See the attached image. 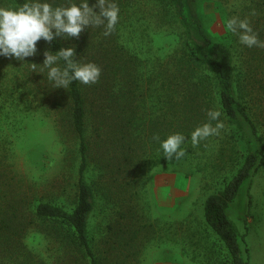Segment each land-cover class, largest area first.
<instances>
[{"label": "trees", "instance_id": "obj_1", "mask_svg": "<svg viewBox=\"0 0 264 264\" xmlns=\"http://www.w3.org/2000/svg\"><path fill=\"white\" fill-rule=\"evenodd\" d=\"M0 1L8 7H16L23 2ZM189 1L117 0L119 20L109 34L105 35L103 26L89 27L78 37L66 40L58 36L51 42L43 39L37 42V53L30 56L25 69H32L30 63L38 64L34 72L39 71L40 84H47L50 89L47 92L51 97L50 109L68 118L66 128L75 136L80 158L76 204L68 210L40 198L30 201L29 196L20 197L8 188L12 187L14 179L6 183L1 180L6 175L1 170L2 250L13 248L28 253L23 243L25 232L40 222L50 225L52 236L68 249L67 253L76 264H137V258L153 240L154 225L126 223L141 221V216L135 207H121L120 210V200L116 204L117 217L108 227L105 245L103 240L101 246H96L91 237L90 220L97 211L102 190L96 181L88 180L91 168L94 167L93 171L115 189L114 195L120 194L122 189H128V192L143 178L148 167L163 162L161 140L179 132L184 134L187 142L195 128L205 123L215 126L216 121L209 120L208 112L218 110L223 129L237 127L244 131L247 128L257 137L260 149L248 154L225 187L207 198L205 221L229 253L231 264H251L249 249L241 245L240 234L228 211L242 184L261 170L264 139L258 135L248 105L238 95L235 55L231 47L214 40L198 20L185 15ZM50 2L55 7L66 3V0ZM74 2L79 3V0ZM95 2L89 0V5ZM138 10L147 11L157 24H179L182 30L180 46L166 58H157L154 62L143 59L122 41L125 22ZM260 12L263 15L260 20L254 15L249 21L259 38L264 40V2H260ZM70 46L76 49V59L100 66L101 76L97 83L85 85L74 81L64 89L53 88L47 81V69L39 66L43 63L44 51L56 52L61 47ZM253 47L260 54L262 63L264 48ZM7 62L2 58L0 68ZM25 69L19 66L17 74L24 75ZM5 84L0 83V95L2 92L8 94L7 86L1 88ZM26 88L27 85L21 83L15 84L13 90L19 94ZM260 88L264 90V84ZM5 100L7 97L2 95L0 110ZM260 118L264 119V97L260 102ZM155 136L159 140L154 139Z\"/></svg>", "mask_w": 264, "mask_h": 264}, {"label": "rangeland", "instance_id": "obj_2", "mask_svg": "<svg viewBox=\"0 0 264 264\" xmlns=\"http://www.w3.org/2000/svg\"><path fill=\"white\" fill-rule=\"evenodd\" d=\"M260 2L264 0H190L185 15L198 20L214 40L231 47L238 95L248 105L258 135L264 139V119L260 118L264 61L260 63L254 47L241 45L238 36L226 29L227 19H253V10L260 20ZM0 7L8 6L0 1ZM181 34L179 24H157L147 11L138 10L125 22L122 41L143 59L154 62L180 46ZM2 58L8 62L1 65L5 75L0 73V83H6L1 88L7 86L8 94L1 93L7 97L0 110V171L6 174L1 180L14 179L8 188L20 197L29 196L30 201L40 198L71 210L76 204L80 158L75 136L66 128L68 118L50 109V89L40 84L39 71L25 69L30 57L23 62L3 56L0 61ZM19 66L24 67V75L17 74ZM21 83L27 88L17 94L13 89ZM256 138L247 128L226 127L195 146L190 139L182 145L184 157H165L161 164L148 167L128 192L120 189L116 195L92 167L88 180L96 181L102 190L90 220L93 243L101 246L104 240L105 245L121 200L120 210L135 207L143 221L126 223L154 225L153 240L137 264H231L229 253L205 221L204 206L209 196L221 191L236 175L247 155L258 152ZM228 214L238 229L241 245L249 249L250 263L264 264V164L242 184ZM52 235L50 225L37 222L23 238L28 253L0 247V264H76Z\"/></svg>", "mask_w": 264, "mask_h": 264}, {"label": "clouds", "instance_id": "obj_3", "mask_svg": "<svg viewBox=\"0 0 264 264\" xmlns=\"http://www.w3.org/2000/svg\"><path fill=\"white\" fill-rule=\"evenodd\" d=\"M95 8L99 11H94ZM119 13L117 0H96L91 6L89 0H79V3L66 0V3L57 4L55 7L50 0H23L16 7H0V56L23 62L26 57L37 53L39 40L51 42L58 36L67 40L78 37L89 27L103 26L107 35L116 27ZM255 14L253 10L251 15ZM226 29L238 36L241 45L264 48V40L253 30L247 17L241 19L232 16L226 21ZM43 55V63L39 66L47 69V81L53 88L67 89L74 81L85 85L95 84L100 79V66L95 62L76 59L75 47H61L56 52L46 49ZM30 64L35 71L38 64ZM220 116L218 110L208 112L209 120L216 121V124L213 126L211 123H205L195 128L191 133L193 146L199 144L202 139L219 134L220 129L224 127ZM154 139L159 140V137L155 136ZM185 141L186 137L182 133L168 135L160 141L163 156L168 160L184 157L186 149L182 145Z\"/></svg>", "mask_w": 264, "mask_h": 264}]
</instances>
